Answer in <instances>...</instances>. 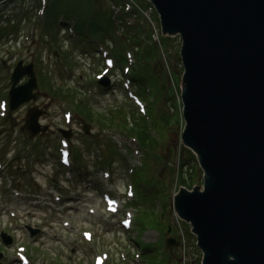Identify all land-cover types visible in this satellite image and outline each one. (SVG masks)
Masks as SVG:
<instances>
[{"label": "water", "instance_id": "obj_1", "mask_svg": "<svg viewBox=\"0 0 264 264\" xmlns=\"http://www.w3.org/2000/svg\"><path fill=\"white\" fill-rule=\"evenodd\" d=\"M150 1L162 31L180 36V137L203 173L201 188H179L174 209L191 224L200 264H264V0ZM23 73L11 109L36 98L31 65L14 84ZM27 113L28 130L45 131L41 111Z\"/></svg>", "mask_w": 264, "mask_h": 264}, {"label": "rangeland", "instance_id": "obj_2", "mask_svg": "<svg viewBox=\"0 0 264 264\" xmlns=\"http://www.w3.org/2000/svg\"><path fill=\"white\" fill-rule=\"evenodd\" d=\"M50 1L51 0H49V2ZM135 2L137 4V10L142 11L143 14L147 15L148 24L152 29L157 31V36L155 37L159 64L153 66L152 74L154 76L157 75V81L159 80L165 85L166 90L164 92L162 91V97L168 99L169 96H167V91L172 90L174 93H171L170 95L169 92L170 100L173 101V98L176 99L179 97L178 100L181 104V90L183 84L181 81L182 66L179 56L180 36L178 34L167 35L161 31L158 14L154 8L151 7L150 0H135ZM36 4L37 1L35 2V0H20V10L22 9V14L17 18L12 12L11 7H13V5L11 0H0V15L4 14L3 16H7L9 23L15 28V31L8 29V34L4 33L0 38V58H7L6 52L13 50L14 54L12 60L8 59L5 67L12 71L15 68V59L23 57V61L20 62L21 67L19 68L24 71V69L29 67V64L33 62L34 64L31 68L34 69L35 74L38 76L36 79L39 81V84L37 83V88L34 89L36 92V98L29 99L26 102L20 103L14 109H10L7 116L8 119L6 118L7 120L5 119L6 121H4L0 127V139L4 142L7 148L6 163L9 165L11 163L14 164L16 171L13 172V174L20 185L24 184L22 177L26 171V165L24 164L23 157H15L13 142L17 139L16 135L24 133L28 138V147L34 146L35 155L32 170L34 172V180L31 184L32 187L26 188V194L30 192L29 194L32 200L29 201V205L26 203L21 204V201L14 200L18 208H27L30 211L33 210L32 203L35 202L33 200L35 199V195L45 193L46 187L48 186V180L51 177L56 176L53 172L52 166L55 162L54 146L56 143L57 128L58 126L63 127L61 124V111L66 106L65 101H72V97L69 96L67 99H64V97L69 91L82 90L74 85V80L76 78H82L85 80L92 79L93 73L101 66L98 57L96 56L95 48L89 44L90 39L88 37H82L81 41L83 45L81 46H79L78 43L74 45L70 44L66 36L60 31V29H56L54 25L52 26L50 34H48L43 40L40 39L39 33H37L32 42L31 48L29 47L28 50L19 49L17 46V40L21 37V34H23L25 25L32 20L33 10L31 9V6ZM95 6L96 11L98 9L106 8V16H108V19L112 20V25L107 31L119 34L122 27H120L121 14L119 13L117 2L115 0H95ZM71 20L74 21V18H71ZM51 23L53 24V22ZM107 38L108 35L102 37V39ZM55 47L60 50L61 54L60 61L57 65L51 60V50ZM64 61H67L69 69L72 71V77H68L62 72L61 64ZM115 75L116 72L111 76H107V79L110 82L108 86H111L112 77ZM26 79L27 75L23 73L20 75L15 85L20 86L25 83ZM115 89L116 92L113 95H101L100 93L102 89L94 87L96 96L85 100L90 110V116L83 119L80 111L77 113L76 111L74 112V120L69 131L71 145L75 156L73 157L78 166L76 172L77 183L74 188H71L65 194L66 208L63 210V213L54 214V217L49 219L48 214L50 212L45 208L43 210V212L46 211L47 220L43 221L45 226L42 228L36 226L33 227L36 230V234H34L36 250L34 264H48L49 261L47 260V254L46 252L43 254L42 249L47 251V243L55 244L59 240L52 239L51 234H57L58 230L75 232L89 225V218L91 216H89L86 211L88 205L97 207V215H99V219L97 223L98 225L96 224L94 229L96 236L100 241L101 239H104L106 243L108 242V247L111 252V258L108 264H121L117 259L116 253L120 248L122 236L118 237V228L114 223V219L111 216L104 214L98 205L99 192L97 191L96 183L97 178L100 175L101 167L96 163L94 157V149L100 147L104 152L105 145L109 139L110 132L108 131V117L105 112V107L114 102L113 96L121 98V92H119L116 87ZM163 89L164 86L162 87V90ZM178 93L179 96L177 97ZM171 101L166 100L164 102L161 100L157 105L162 108L163 106L167 108L170 107L167 111L170 112L174 109ZM33 108L41 111V114L38 117V123L46 126L45 131L37 132L35 134L30 133L25 127L27 112ZM181 112L182 108H180V114ZM178 119V123H174L168 133H164L166 143L161 147L154 149V153L159 156V159L154 161V166L151 168L148 175V181L146 182L143 180L146 186H142L144 184L141 182V185L138 187L140 193H142V190H145L151 194L150 200L148 199V196H145V203L148 208H153L154 199L157 200L154 204L157 203V205H161V212L158 211L156 213L155 211L154 215L158 214L157 218L159 220L162 218V223L164 225L162 231L159 226L156 227L154 224L144 221L141 217L137 219L136 224L137 231L140 233L143 232V229L147 225L156 227L155 231H151L149 234L143 233L138 237V240L143 241L144 244L151 243V245L153 244V246L156 247L158 259L155 260V264H160V260H163L164 264H200L201 261V252L193 245V240L196 236L191 231V225L188 222L181 220L174 211V195L177 193L178 189H189V182L185 185H179L181 182L179 181L178 174L181 172L184 176L187 175V181H189L188 174L192 171L191 167L193 161V155L191 158V151L193 150L185 147L180 137L183 118L179 117ZM127 120L131 121L132 119L127 117ZM83 125L88 126L89 133L82 131ZM187 150L189 151V154ZM106 152L107 154L110 153L107 148ZM108 158L112 160L109 155ZM116 158L120 159L121 156ZM110 164L112 165L114 172L113 179L110 182L111 189L114 192L119 189L122 191L124 183V165L120 160L112 161ZM16 165L20 167H15ZM195 176L196 182L200 184L199 188H201L203 182L202 173H199L198 171V176L197 173H195ZM135 183L138 184L137 180ZM2 188L1 184L0 214L5 216L7 205L5 206L3 203L6 197L7 201H9V192H4ZM155 191H157V193H155ZM38 205H45V203ZM166 205L169 207H166ZM25 209L20 212L17 219L9 221L6 219L5 228L0 230L9 236V242L5 245L6 248L13 246V240H16L15 234L18 235V238L20 237V227L24 223L26 215L23 213ZM155 209L157 210L156 206ZM36 218H38L37 213ZM63 219H71L73 222V228H62L61 220ZM50 222L57 223L56 227L48 225ZM166 227L169 228L166 229ZM134 236L137 237L136 232H134ZM170 237L174 238L177 242L175 246L166 245V240ZM114 239L116 240V244ZM158 242H162V248L158 245ZM95 248L97 249V247ZM92 251L93 249L89 250L82 244H76L74 251L70 252L67 250V254H65L60 261H70L73 259L75 261L73 264H76L77 262H80V264H90L89 254ZM0 252L2 254V251ZM9 252L10 250L5 253L9 256L7 257V263L5 264H16L14 257L10 255ZM1 258H4V256ZM69 264H72V262Z\"/></svg>", "mask_w": 264, "mask_h": 264}, {"label": "trees", "instance_id": "obj_3", "mask_svg": "<svg viewBox=\"0 0 264 264\" xmlns=\"http://www.w3.org/2000/svg\"><path fill=\"white\" fill-rule=\"evenodd\" d=\"M115 1L117 2V4L119 3L118 0H115ZM62 9L66 12L67 16H73L74 14H76V17H77L76 27L80 33L87 31L90 34L95 35L101 39L102 37L106 36V34L108 33L107 30H109L112 25V20L108 19V16H106V8L98 9L96 11L95 0H51L46 9V14L48 17V24L46 26V29L44 30V33H41L42 40L52 31L53 24L51 22H53L54 16L57 13L61 12ZM102 16H105V17H102ZM8 29L11 31L15 30L14 27H12V25L9 23L8 17L0 15V38L3 36L4 33L8 34L7 33ZM78 45L79 46L83 45L82 41H79ZM137 60L142 67L145 66L146 68L145 70L144 68L141 69L144 71L143 72L141 71L140 75L137 76V79L140 78L138 81L144 80V81L154 82V79L152 78L150 79L147 73V69L150 63L148 52L142 55H138ZM167 96H169L168 99H170L169 91H167ZM78 111H80V114L83 117V119H86V117L90 116L89 115L90 110L88 108L87 102H85L84 104H80L78 106ZM155 116L157 119L156 122L158 123L159 132H160L159 141H156L153 137L150 136V133L147 131L144 125V120L140 119V117H138L135 113L134 114L130 113V118L132 119L131 121L124 119L121 125V129L123 132H127L128 134H131L134 132L137 133L141 145L147 149L148 155L150 156V158H152L153 162L159 159V156L154 153V149L159 148L166 143V137L164 136V133H168L172 125L174 123L177 124L179 120L177 113L173 114V113L167 112V109H158L156 111ZM106 146L112 148L113 144L110 141H108L106 143ZM113 152H114V148H113ZM187 152L189 154L188 150ZM191 158H192V155H191ZM191 168H193V161H192ZM143 169L146 170V172L149 175L151 171V168H149V165L145 164ZM191 176H192L191 172H189V177ZM197 176H198V173H197ZM178 178H179V181L181 182L179 183V185L180 184L185 185L187 184V182H189L188 187H190V181H187V175L184 176L180 172L178 174ZM137 182H138V186H140L141 182H143V180L141 179V176L139 177V179H137ZM143 184L144 185L142 186L145 187L146 184L144 182ZM192 184H199L198 182H196V178H195V182H193ZM142 193L144 196H148L149 200L151 199L150 193H148L145 190H142ZM155 193H157V191H155ZM148 254L150 258L149 264H155V260L158 259L156 247L151 248L150 246Z\"/></svg>", "mask_w": 264, "mask_h": 264}, {"label": "bare ground", "instance_id": "obj_4", "mask_svg": "<svg viewBox=\"0 0 264 264\" xmlns=\"http://www.w3.org/2000/svg\"><path fill=\"white\" fill-rule=\"evenodd\" d=\"M13 2H14V0H11V3H13ZM165 33H166V32H165ZM170 35H172V34H170ZM31 127H32V126H31ZM33 127H34V126H33ZM33 127H32V128H33ZM145 250H147V248H145Z\"/></svg>", "mask_w": 264, "mask_h": 264}]
</instances>
